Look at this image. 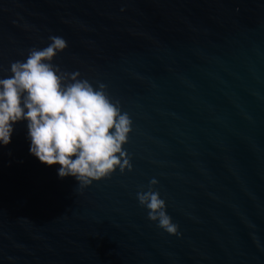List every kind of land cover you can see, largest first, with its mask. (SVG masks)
Masks as SVG:
<instances>
[{
  "label": "water",
  "instance_id": "95a60500",
  "mask_svg": "<svg viewBox=\"0 0 264 264\" xmlns=\"http://www.w3.org/2000/svg\"><path fill=\"white\" fill-rule=\"evenodd\" d=\"M53 60L132 121V170L78 187L0 146V264H264V0H0V77ZM155 177L171 234L136 192Z\"/></svg>",
  "mask_w": 264,
  "mask_h": 264
},
{
  "label": "clouds",
  "instance_id": "9594fccd",
  "mask_svg": "<svg viewBox=\"0 0 264 264\" xmlns=\"http://www.w3.org/2000/svg\"><path fill=\"white\" fill-rule=\"evenodd\" d=\"M48 39L46 46L32 47L24 59L11 61L10 74L0 77V146H7L15 125L24 122L29 153L47 166L58 165V176L73 177L78 187L108 178L117 169L132 170L124 148L132 130L130 116L103 82L94 85L79 70L67 72L54 64L67 41L59 35ZM158 183L151 178L136 198L149 220L178 235V225L154 187Z\"/></svg>",
  "mask_w": 264,
  "mask_h": 264
}]
</instances>
